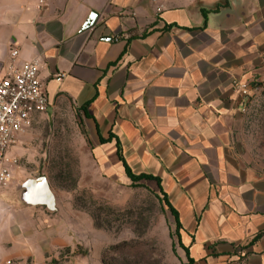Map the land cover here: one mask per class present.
Instances as JSON below:
<instances>
[{"label":"crops","instance_id":"1","mask_svg":"<svg viewBox=\"0 0 264 264\" xmlns=\"http://www.w3.org/2000/svg\"><path fill=\"white\" fill-rule=\"evenodd\" d=\"M36 60L101 177L160 181L140 184L178 213L188 264H264V173L235 137L264 87V0H0V71ZM45 210L0 190V264H103L106 245L76 252L105 238L93 222L73 235Z\"/></svg>","mask_w":264,"mask_h":264},{"label":"rangeland","instance_id":"2","mask_svg":"<svg viewBox=\"0 0 264 264\" xmlns=\"http://www.w3.org/2000/svg\"><path fill=\"white\" fill-rule=\"evenodd\" d=\"M235 137L250 166L264 173V87L250 97ZM16 138L11 157L17 165L6 188L14 192L15 201H20L21 187L27 180L46 177L57 200V211L44 213L55 228L64 227L73 235L76 232L72 229L77 228L79 234H88L93 222L95 229L104 232L100 234L105 238L88 235L91 238L86 249L76 252L89 253L91 245L97 256L100 247L106 245L103 256L106 250L128 243L125 251H109L107 261L188 264L174 218L160 193L146 185L101 177L89 156L83 130L66 108L61 113L48 112L28 133Z\"/></svg>","mask_w":264,"mask_h":264},{"label":"built area","instance_id":"3","mask_svg":"<svg viewBox=\"0 0 264 264\" xmlns=\"http://www.w3.org/2000/svg\"><path fill=\"white\" fill-rule=\"evenodd\" d=\"M17 56L18 52L14 51L13 57ZM62 79L63 76L57 78ZM236 91L243 97L251 93L247 85L236 84ZM49 107L39 60L0 71V190L6 189L14 179L17 160L11 157V151L16 137L28 133L38 118L47 114Z\"/></svg>","mask_w":264,"mask_h":264},{"label":"water","instance_id":"4","mask_svg":"<svg viewBox=\"0 0 264 264\" xmlns=\"http://www.w3.org/2000/svg\"><path fill=\"white\" fill-rule=\"evenodd\" d=\"M237 10L244 6L245 0H230ZM98 19V14L92 13L83 31L92 29ZM20 201L31 207H43L51 212L57 211V200L46 177L27 180L21 187Z\"/></svg>","mask_w":264,"mask_h":264},{"label":"trees","instance_id":"5","mask_svg":"<svg viewBox=\"0 0 264 264\" xmlns=\"http://www.w3.org/2000/svg\"><path fill=\"white\" fill-rule=\"evenodd\" d=\"M126 173H127V176L128 178L132 181V184L133 186H141L140 182L142 181H150V180H156L158 183H160L159 180L157 179H154L150 176H145V175H141V176H135L131 173V171L129 170L128 167H126ZM163 198V202L164 204L168 207V210L170 211L172 217L174 218V221H175V227H176V232H177V235L179 236V231H180V220H179V216H178V213L172 208V206L169 204L168 202V199L167 197L165 196L164 193L160 194ZM99 228H101L99 226ZM129 247V244L128 243H124V244H121L119 246H115V247H112L109 251H113V252H122V251H125L127 250V248ZM109 251H105L103 253V256H102V260H103V264H110L108 261H107V255H108V252ZM188 254V250H185ZM189 264H193V260L189 258Z\"/></svg>","mask_w":264,"mask_h":264}]
</instances>
